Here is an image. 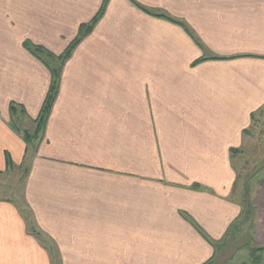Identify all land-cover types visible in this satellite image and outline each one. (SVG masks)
<instances>
[{"label":"crops","instance_id":"crops-1","mask_svg":"<svg viewBox=\"0 0 264 264\" xmlns=\"http://www.w3.org/2000/svg\"><path fill=\"white\" fill-rule=\"evenodd\" d=\"M102 2L0 0V177L27 154L10 105L36 119L51 82L25 43L62 54ZM263 110L264 0H108L21 193L0 182V264H204L264 208V180L235 195L231 153Z\"/></svg>","mask_w":264,"mask_h":264},{"label":"rangeland","instance_id":"rangeland-1","mask_svg":"<svg viewBox=\"0 0 264 264\" xmlns=\"http://www.w3.org/2000/svg\"><path fill=\"white\" fill-rule=\"evenodd\" d=\"M57 65L56 63H52L54 73L56 72L58 74L59 65ZM17 116V119L20 121L19 126L27 130L32 136L35 126V124L31 122L32 120L29 117L27 120L20 114ZM241 151L242 152L234 156L235 158L232 160L236 165L235 169H237L235 195L237 197L243 195V198H247L248 202L251 191L254 195V191L262 186L264 180V110L255 116L248 132L245 134ZM32 156L33 149L29 148L22 164V171L21 169L16 171L11 170L12 172L9 174L6 173L4 176L0 177V182L7 186L6 189L8 188L11 191L1 190L2 196H5L4 194L6 193H11L12 196L21 193L20 183L23 180L22 174L27 171V166H29ZM245 194H247L248 197ZM6 196L8 195L6 194ZM17 198H20V196ZM247 202L245 201V203ZM254 204L255 202L252 201V205ZM251 215H253L252 221V216H250V220L249 218L245 221L243 220L240 227L239 225H235L236 229L239 228L238 234H236L237 232L234 233L231 228V236L228 234L226 238L224 237L223 240L220 241L219 244L221 247L216 255L215 264L249 263L256 254L254 248H258L264 244V208L254 206L251 210Z\"/></svg>","mask_w":264,"mask_h":264},{"label":"trees","instance_id":"trees-1","mask_svg":"<svg viewBox=\"0 0 264 264\" xmlns=\"http://www.w3.org/2000/svg\"><path fill=\"white\" fill-rule=\"evenodd\" d=\"M108 3V0H104L103 5L101 6V9L98 11V13L93 17V19L87 23L83 24L79 27L76 38L73 40V42L65 49V51L60 54V55H53L52 53L48 52L45 48L41 46H36L30 43H25V47L27 48L28 52L35 57L37 60H39L49 71L51 75V82L49 85V89L47 92V95L44 99V102L41 106V109L39 111V114L36 119L32 120L34 126V132L33 135L31 136L27 130L22 129L19 126V120L18 114H20L23 118H26L28 120V116L24 110L23 107L11 104L10 105V113H11V118H10V126L12 127L13 130H15L22 138L25 147H26V152L28 153L29 148L33 149V154L35 153L39 142L42 141L43 139V134H44V129L46 127L47 119L49 117L51 108L53 106V103L56 99L57 93H58V87H59V81H60V76H61V71L63 69V66L65 62L70 58L71 52L73 48L83 39L85 38L93 29L94 25L97 23L99 18L102 16L104 9ZM106 4V5H105ZM105 6V7H104ZM52 63H56L59 65L58 68V74L55 72L54 69L52 68ZM57 65V66H58ZM231 153H239L237 150H231ZM6 164L7 166H11L12 163L8 156L6 157ZM247 196V194H245ZM246 208V206H245ZM249 207H247L248 209ZM246 209L245 212L248 210ZM249 213L244 214V218L240 219L235 223L231 228L233 229L234 233L238 234L239 228L236 229V226L242 224L243 220L247 219V215ZM236 225V226H235ZM230 235V230L225 234V238L227 235ZM231 236V235H230ZM221 245L220 244H213V249H214V254L213 256L204 264H215V259L216 255L220 249ZM256 254L252 259L250 260L249 263H243V264H259L261 261L262 254L264 252V246L255 248ZM56 257V256H53Z\"/></svg>","mask_w":264,"mask_h":264}]
</instances>
